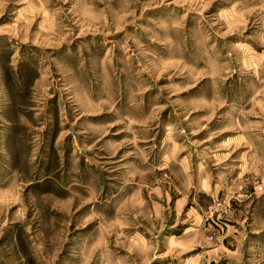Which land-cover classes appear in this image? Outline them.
I'll list each match as a JSON object with an SVG mask.
<instances>
[{
    "label": "rangeland",
    "instance_id": "374dc122",
    "mask_svg": "<svg viewBox=\"0 0 264 264\" xmlns=\"http://www.w3.org/2000/svg\"><path fill=\"white\" fill-rule=\"evenodd\" d=\"M0 264H264V0H0Z\"/></svg>",
    "mask_w": 264,
    "mask_h": 264
}]
</instances>
